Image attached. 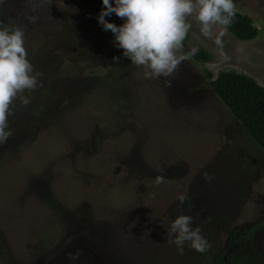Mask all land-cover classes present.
<instances>
[{"label":"rangeland","instance_id":"374dc122","mask_svg":"<svg viewBox=\"0 0 264 264\" xmlns=\"http://www.w3.org/2000/svg\"><path fill=\"white\" fill-rule=\"evenodd\" d=\"M67 1L24 18L43 75L0 143V264H214L257 225L249 247L264 258V151L206 83V72L234 70L264 87V0H234L258 30L252 41L218 25L209 39L187 20L186 59L159 79H145L103 30L102 0ZM16 12L1 6L0 21L22 26ZM196 49L211 61L196 63ZM180 214L207 251L168 243Z\"/></svg>","mask_w":264,"mask_h":264},{"label":"clouds","instance_id":"9594fccd","mask_svg":"<svg viewBox=\"0 0 264 264\" xmlns=\"http://www.w3.org/2000/svg\"><path fill=\"white\" fill-rule=\"evenodd\" d=\"M52 0H46L51 5ZM103 8L98 16V23L103 30L114 34L115 45L123 50V56L132 64L143 69L145 79H159L173 73L177 66L186 59L182 54L183 42L191 24L186 22L195 18L201 25V33L211 39L213 27L230 25L236 14L234 0H102ZM57 7L64 10L62 0H57ZM115 14L125 22L116 25L105 19ZM35 15L28 16V23H35ZM217 43L219 39L217 38ZM120 57H114L119 61ZM43 74L35 71L28 59L26 31L24 26L6 24L0 21V143H4L13 134L8 118L13 115V106L17 100L27 107L31 103V93L41 86L39 77ZM28 93V95H25ZM206 181L213 179L204 174ZM164 181L157 177V184ZM186 196L178 197L180 205ZM168 243L174 244L183 254L188 243L197 252H205L210 247L209 241L202 235L199 226L193 227V218L180 214L167 230ZM79 252L67 254L70 261H75Z\"/></svg>","mask_w":264,"mask_h":264},{"label":"trees","instance_id":"16d2710c","mask_svg":"<svg viewBox=\"0 0 264 264\" xmlns=\"http://www.w3.org/2000/svg\"><path fill=\"white\" fill-rule=\"evenodd\" d=\"M217 25L242 42L252 41L258 35L253 20L238 12L230 25ZM193 59L196 63H209L212 58L205 50L196 49ZM206 83L264 151V87L234 70L220 71L216 76L206 72ZM261 228L262 225L251 227L236 241L227 258L219 257L214 264H264L262 254L249 247L250 240Z\"/></svg>","mask_w":264,"mask_h":264},{"label":"flooded vegetation","instance_id":"af4514ba","mask_svg":"<svg viewBox=\"0 0 264 264\" xmlns=\"http://www.w3.org/2000/svg\"><path fill=\"white\" fill-rule=\"evenodd\" d=\"M72 1V0H71ZM78 2L79 0H74ZM62 2H68L67 0H62ZM51 4H57L56 0H52ZM13 5L14 7H17V12H16V17L19 20V24L21 23L22 26H24L26 18L28 20L29 15H37L40 10H47L46 6V0H16L11 1V0H0V7L1 6H11ZM37 11V12H36ZM48 11V10H47ZM42 12V11H41ZM46 13V12H45ZM22 21V22H21ZM26 27V26H24Z\"/></svg>","mask_w":264,"mask_h":264}]
</instances>
